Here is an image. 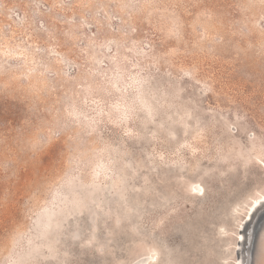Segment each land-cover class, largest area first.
Masks as SVG:
<instances>
[{"label": "rangeland", "instance_id": "1", "mask_svg": "<svg viewBox=\"0 0 264 264\" xmlns=\"http://www.w3.org/2000/svg\"><path fill=\"white\" fill-rule=\"evenodd\" d=\"M263 193L264 0H0V264H237Z\"/></svg>", "mask_w": 264, "mask_h": 264}, {"label": "bare ground", "instance_id": "2", "mask_svg": "<svg viewBox=\"0 0 264 264\" xmlns=\"http://www.w3.org/2000/svg\"><path fill=\"white\" fill-rule=\"evenodd\" d=\"M255 203L257 204L256 206L258 208V210L255 212V214L257 212H259L262 215V219L260 220V223L256 229V235L257 236L255 237V247H254V251H253V253H254L253 260L251 259L250 254L247 257L243 252L242 253L243 257H241L239 259V261H238L239 263H237V264H251V263L252 264H264V193L259 198H257L255 200L254 204ZM253 217H255V216H253ZM252 221H254V220L252 219ZM249 228H250V226H249ZM248 229H244L245 233L241 232V236H240L246 242L249 238V230ZM253 236H254V234H253ZM253 236L251 238V243L253 241ZM245 245H243V246H245ZM241 252H242V249H241ZM150 259H151L150 256L146 255V256L139 257L138 259H136L135 261H133L130 264H151Z\"/></svg>", "mask_w": 264, "mask_h": 264}, {"label": "water", "instance_id": "3", "mask_svg": "<svg viewBox=\"0 0 264 264\" xmlns=\"http://www.w3.org/2000/svg\"><path fill=\"white\" fill-rule=\"evenodd\" d=\"M261 219H262V215L258 212L256 219L252 223L253 224L252 227H251L252 229L249 231V238L247 240L248 249H247V255L246 256L248 257L249 254H250V257H251L252 260H253V255H254L253 251H254V247H255V237L257 236L256 235V229H257ZM253 234H254V236H253ZM252 236H253V241L251 243Z\"/></svg>", "mask_w": 264, "mask_h": 264}, {"label": "snow or ice", "instance_id": "4", "mask_svg": "<svg viewBox=\"0 0 264 264\" xmlns=\"http://www.w3.org/2000/svg\"><path fill=\"white\" fill-rule=\"evenodd\" d=\"M54 150H55V149L53 148V153H54Z\"/></svg>", "mask_w": 264, "mask_h": 264}]
</instances>
